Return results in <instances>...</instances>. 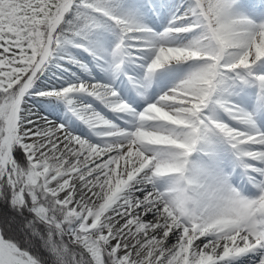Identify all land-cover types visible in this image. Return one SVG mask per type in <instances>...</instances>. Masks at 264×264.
<instances>
[{"label":"snow or ice","instance_id":"snow-or-ice-1","mask_svg":"<svg viewBox=\"0 0 264 264\" xmlns=\"http://www.w3.org/2000/svg\"><path fill=\"white\" fill-rule=\"evenodd\" d=\"M0 264H264V0H0Z\"/></svg>","mask_w":264,"mask_h":264}]
</instances>
